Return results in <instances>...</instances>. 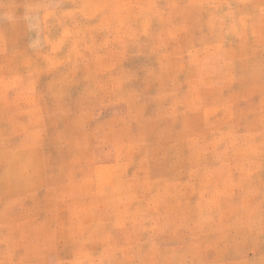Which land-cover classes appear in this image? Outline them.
<instances>
[{
  "label": "rangeland",
  "instance_id": "rangeland-1",
  "mask_svg": "<svg viewBox=\"0 0 264 264\" xmlns=\"http://www.w3.org/2000/svg\"><path fill=\"white\" fill-rule=\"evenodd\" d=\"M0 264H264V0H0Z\"/></svg>",
  "mask_w": 264,
  "mask_h": 264
}]
</instances>
